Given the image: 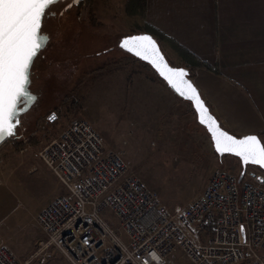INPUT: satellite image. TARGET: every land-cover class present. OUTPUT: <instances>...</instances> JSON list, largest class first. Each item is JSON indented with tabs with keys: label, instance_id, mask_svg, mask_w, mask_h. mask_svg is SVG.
Returning <instances> with one entry per match:
<instances>
[{
	"label": "built area",
	"instance_id": "built-area-1",
	"mask_svg": "<svg viewBox=\"0 0 264 264\" xmlns=\"http://www.w3.org/2000/svg\"><path fill=\"white\" fill-rule=\"evenodd\" d=\"M58 132L36 155L64 192L34 220L68 264H164L173 250L186 264H264L263 169L247 164L238 180L237 170L216 168L200 192L168 209L79 111ZM0 264L27 260L0 238Z\"/></svg>",
	"mask_w": 264,
	"mask_h": 264
},
{
	"label": "rangeland",
	"instance_id": "rangeland-1",
	"mask_svg": "<svg viewBox=\"0 0 264 264\" xmlns=\"http://www.w3.org/2000/svg\"><path fill=\"white\" fill-rule=\"evenodd\" d=\"M98 1L131 28L140 24L123 11L125 0ZM166 49L178 64L179 57ZM77 111L107 146L120 151L130 171L145 180L168 209L182 207L200 192L214 169L239 170L235 156L217 159L188 102L178 99L140 60L114 61L90 70L66 105L54 112L55 119L40 116L37 128L25 131L26 139L18 144L0 142V238L17 260L27 264H68L57 248L44 244L45 236L34 220L42 204L64 192L36 151ZM167 257L164 264L187 263L178 250Z\"/></svg>",
	"mask_w": 264,
	"mask_h": 264
},
{
	"label": "crops",
	"instance_id": "crops-1",
	"mask_svg": "<svg viewBox=\"0 0 264 264\" xmlns=\"http://www.w3.org/2000/svg\"><path fill=\"white\" fill-rule=\"evenodd\" d=\"M142 12L163 49L179 57L178 43L207 62L191 79L221 124L264 143V0H145Z\"/></svg>",
	"mask_w": 264,
	"mask_h": 264
},
{
	"label": "snow or ice",
	"instance_id": "snow-or-ice-1",
	"mask_svg": "<svg viewBox=\"0 0 264 264\" xmlns=\"http://www.w3.org/2000/svg\"><path fill=\"white\" fill-rule=\"evenodd\" d=\"M56 4L57 0H0V141L15 135L21 114L37 99L30 91L31 68L49 42L43 22ZM120 47L148 61L176 93L193 102L198 121L206 126L218 154H232L245 165L264 168V143L259 137L249 134L237 138L222 130L198 90L186 78L187 71L170 67L150 35L123 38ZM55 118L49 116L50 120ZM241 232H245L243 226Z\"/></svg>",
	"mask_w": 264,
	"mask_h": 264
},
{
	"label": "flooded vegetation",
	"instance_id": "flooded-vegetation-1",
	"mask_svg": "<svg viewBox=\"0 0 264 264\" xmlns=\"http://www.w3.org/2000/svg\"><path fill=\"white\" fill-rule=\"evenodd\" d=\"M46 29L49 42L33 67L31 89L37 100L23 116V132L35 130L40 116L47 117L66 105L69 95L90 70L107 67L114 61H139L121 50L117 41L140 29L124 24L98 0H79L60 9L49 18Z\"/></svg>",
	"mask_w": 264,
	"mask_h": 264
},
{
	"label": "water",
	"instance_id": "water-1",
	"mask_svg": "<svg viewBox=\"0 0 264 264\" xmlns=\"http://www.w3.org/2000/svg\"><path fill=\"white\" fill-rule=\"evenodd\" d=\"M73 4V0H57V4L56 5H54V6H52V8H51V12H52V14H50L48 17H47V19H45L44 20V22H43V30H44V33L46 34V26H47V21L49 20V18L50 17H53L57 12H59V10L60 9H62V8H66V7H69L70 5H72ZM141 34H148V35H150L156 42H157V44H158V46H159V48H160V50H161V53L163 54V56H164V58H165V60H166V62L168 63V65L170 66V67H174V68H180V67H182V68H184L186 71H187V73H188V76L186 77L194 86H195V83L193 82V80L191 79V75H190V71H189V69L186 67V66H183L182 64H180V63H178V64H176V63H173L172 62V60H171V58L169 57V55L167 54V50H165V49H163V47H162V45H161V42L159 41V40H157L158 38L157 37H155L154 36V34H152V33H150V32H148V31H144V30H142V29H140V30H138L137 32H131V33H126L125 35H122V36H120L119 37V40L117 41V46L121 49V50H123V51H125L126 52V50H124V49H122L121 47H120V42H121V40L123 39V38H126V37H128V36H133V35H141ZM47 35V34H46ZM130 55H132L133 57H135L137 60H140V61H142V63L143 64H146L155 74H156V76H158L159 77V79L165 84V85H167V87L170 89V91L179 99H182V101H186V102H189V105L191 106V108H192V110L194 111V113H195V115H194V118H195V120H196V122L198 123V125H200V126H202L203 128V130L205 131V133L206 134H208V136H209V139H210V142H211V146H212V150H213V152H215V154H216V156H217V159L219 160V161H221V157H222V155H220V154H218L215 150H214V147H213V142H212V139H211V135H210V133L207 131V128H206V126L205 125H202L201 123H199V121H198V118H197V113H196V110H195V108H194V106H193V102L192 101H190V100H187V99H185V98H183V97H181L178 93H176L175 91H174V89H172L169 85H168V83L164 80V78L163 77H161L160 75H159V73H158V71L148 62V61H145V60H143V59H141V58H139V57H137V56H135L133 53H130ZM36 60V59H35ZM35 60H34V62H33V66H32V68H31V83L33 82L32 81V75H33V67H34V64H35ZM195 88L198 90V87H196L195 86ZM30 91L37 97V94H35L33 91H32V89H31V84H30ZM198 93H199V95H200V97H201V99L203 100V102L205 103V105H206V107L209 109V113L217 120V122H218V124H219V126L221 127V129L222 130H224V131H227L229 134H231V135H234L235 137H237V138H241V137H243V136H246V135H249V134H255V135H257L258 136V134L257 133H254V132H251V133H248V132H246V133H243V134H238V133H236L235 131H233V132H231V131H229L224 125H222L221 124V122L217 119V117L215 116V113H213L212 111H211V109L209 108V105H208V103L206 102V100H204L203 99V97L201 96V94H200V92H199V90H198ZM37 100V99H36ZM36 102V101H35ZM35 104V103H34ZM34 104H32L29 108H28V112L31 110V108H33V106H34ZM26 111V112H27ZM26 112H24V113H22L21 114V117H20V119H21V123L20 124H18L17 125V127H16V133H15V135L14 136H11V137H6L4 140H6V139H8V140H13V139H15L16 141L17 140H21L22 138H24L25 137V131H28V129L27 130H25L24 132L22 131V119H23V116L25 115V113ZM52 115H54V113H51L50 115H48L46 118L47 119H49V116H52ZM50 120V119H49ZM34 125V124H33ZM30 132H32V131H30ZM29 132V133H30ZM259 137V136H258ZM259 139L261 140V137H259ZM4 140H2V141H4ZM2 141H0V142H2ZM261 142H262V140H261ZM224 155H230V156H235V155H232V154H224ZM236 157V159L238 160V163H240V165H239V170H238V173H237V176H238V180H240V178H242V175H243V172H244V169H245V166H247V165H245V164H243L242 162H241V159L239 158V157H237V156H235ZM250 165H253V166H256V167H258L259 169L261 168L260 166H257V165H254V164H250ZM261 169H263V171H264V168H261Z\"/></svg>",
	"mask_w": 264,
	"mask_h": 264
},
{
	"label": "trees",
	"instance_id": "trees-1",
	"mask_svg": "<svg viewBox=\"0 0 264 264\" xmlns=\"http://www.w3.org/2000/svg\"><path fill=\"white\" fill-rule=\"evenodd\" d=\"M144 1L145 0H125L124 5H123V11L128 13V15H135L137 13H143L142 10H143V6H144ZM138 28L142 29L144 31H148L150 33H153L154 36L157 37L158 38L157 40H159V41H161L162 39L165 38V35H163L159 31L155 30L154 27H152L150 25H144V26L138 25L136 29H138ZM170 44H171V47L177 51L176 52L177 55H179L178 63L182 64L183 66H186L189 69L191 78H192V76L195 75V68L196 67L205 65L207 68H210L208 66L207 62L199 60L197 57L194 56V54L191 51H189L188 49H185L180 44H178V43L176 44L174 42H171ZM145 66H147V65L145 64ZM213 70L217 71V69H214V68H213ZM158 79H159V77H158ZM69 103H70V105H73V101L68 102V104ZM188 104H189V102H188ZM194 122L196 123L197 126H199L200 129L203 128L202 126L198 125L195 118H194ZM12 143L18 144V142L15 139H13Z\"/></svg>",
	"mask_w": 264,
	"mask_h": 264
},
{
	"label": "clouds",
	"instance_id": "clouds-1",
	"mask_svg": "<svg viewBox=\"0 0 264 264\" xmlns=\"http://www.w3.org/2000/svg\"><path fill=\"white\" fill-rule=\"evenodd\" d=\"M158 259V258H157Z\"/></svg>",
	"mask_w": 264,
	"mask_h": 264
}]
</instances>
